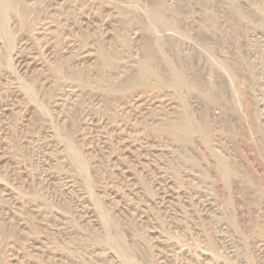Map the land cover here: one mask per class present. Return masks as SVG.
Segmentation results:
<instances>
[{
	"label": "rangeland",
	"instance_id": "374dc122",
	"mask_svg": "<svg viewBox=\"0 0 264 264\" xmlns=\"http://www.w3.org/2000/svg\"><path fill=\"white\" fill-rule=\"evenodd\" d=\"M0 264H264V0H0Z\"/></svg>",
	"mask_w": 264,
	"mask_h": 264
}]
</instances>
